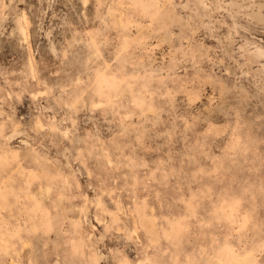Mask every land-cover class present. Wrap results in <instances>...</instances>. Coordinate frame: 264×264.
Returning a JSON list of instances; mask_svg holds the SVG:
<instances>
[{
	"label": "rangeland",
	"instance_id": "374dc122",
	"mask_svg": "<svg viewBox=\"0 0 264 264\" xmlns=\"http://www.w3.org/2000/svg\"><path fill=\"white\" fill-rule=\"evenodd\" d=\"M263 117L264 0H0V264H264Z\"/></svg>",
	"mask_w": 264,
	"mask_h": 264
},
{
	"label": "bare ground",
	"instance_id": "6f19581e",
	"mask_svg": "<svg viewBox=\"0 0 264 264\" xmlns=\"http://www.w3.org/2000/svg\"><path fill=\"white\" fill-rule=\"evenodd\" d=\"M219 88V87H218ZM215 91V90H214ZM227 93V91H225ZM224 92V93H225ZM229 92V91H228ZM35 95V94H34ZM223 97V96H222ZM226 97V95H225ZM35 98V97H34ZM36 99V98H35ZM221 99V98H220ZM222 100V99H221ZM224 101V100H223ZM222 101V102H223ZM246 101V100H245ZM247 106V105H246ZM217 113V112H215ZM213 114V113H212ZM241 114V113H240ZM215 115V114H214ZM217 115V114H216ZM219 116V114H218ZM211 117V116H210ZM224 117V116H223ZM215 118V117H214ZM221 118V117H220ZM264 118V117H263ZM219 119V117H218ZM222 120V119H220ZM254 126V125H253ZM262 126V125H261ZM254 129V128H253ZM226 136V135H225ZM218 140V139H217ZM221 142V141H220ZM255 152V151H254ZM253 155V154H252ZM43 188V187H42ZM45 189H47L46 191L48 192H44L41 190V187H38V190H37V193L38 195H40L42 198H45L47 197V193H49V189L44 187ZM43 188V189H44ZM86 209V208H85ZM84 214V213H83ZM141 215V214H140ZM139 216V215H138ZM87 217V216H86ZM140 217V216H139ZM138 217V218H139ZM144 221V220H143ZM146 221V220H145ZM145 224L146 225V222L142 223V225ZM148 226L150 227V225L148 224ZM147 226V227H148ZM154 230V229H153ZM150 231V235H153V231L152 229L149 230ZM156 231V229L154 230ZM19 239H21V250H23L22 254H21V261L23 260V258L26 256V251H30V249H27L25 250V247L28 245V242L26 238H23V236H19ZM32 239V238H31ZM13 251L14 248H13ZM32 251V250H31ZM52 253V252H51ZM221 253V252H220ZM224 254H226V257H225V260L224 258H222V256L220 254L216 255V256H210L208 258H205L203 261H202V264H245L247 263L249 260L253 261V262H256V260H254V255L252 253H246L244 255H239V254H234L232 251H230L229 249H226L223 251ZM46 255H49L50 254H46ZM27 257V256H26ZM53 257V256H52ZM46 259V257H44ZM49 258V257H47ZM28 259V258H27ZM17 260V259H16ZM11 264H17L16 261H14V259H11ZM21 264H24L21 262Z\"/></svg>",
	"mask_w": 264,
	"mask_h": 264
}]
</instances>
